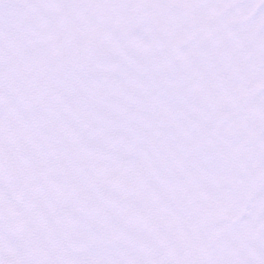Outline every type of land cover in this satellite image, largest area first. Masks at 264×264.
<instances>
[{"label":"snow or ice","instance_id":"1","mask_svg":"<svg viewBox=\"0 0 264 264\" xmlns=\"http://www.w3.org/2000/svg\"><path fill=\"white\" fill-rule=\"evenodd\" d=\"M0 264H264V0H0Z\"/></svg>","mask_w":264,"mask_h":264}]
</instances>
